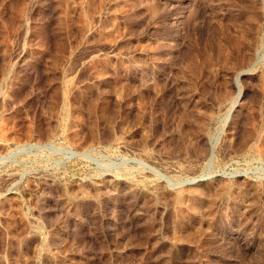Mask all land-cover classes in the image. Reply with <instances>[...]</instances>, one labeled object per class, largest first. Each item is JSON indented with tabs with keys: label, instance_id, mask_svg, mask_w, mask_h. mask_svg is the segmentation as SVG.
Segmentation results:
<instances>
[{
	"label": "rangeland",
	"instance_id": "obj_1",
	"mask_svg": "<svg viewBox=\"0 0 264 264\" xmlns=\"http://www.w3.org/2000/svg\"><path fill=\"white\" fill-rule=\"evenodd\" d=\"M0 264H264V0H0Z\"/></svg>",
	"mask_w": 264,
	"mask_h": 264
},
{
	"label": "bare ground",
	"instance_id": "obj_2",
	"mask_svg": "<svg viewBox=\"0 0 264 264\" xmlns=\"http://www.w3.org/2000/svg\"><path fill=\"white\" fill-rule=\"evenodd\" d=\"M242 96V93L240 92V94H239V96H238V98L239 97H241ZM240 101V100H239ZM69 153L72 155V156H87V157H89V158H91V160L92 161H94L95 163H97V165L99 166V167H103V162H101V160L100 159H97V158H95L94 157V155H92L91 153H78V152H76V151H69ZM97 155H101V154H98L97 153ZM101 157L102 158H104V160H108L110 163H112L111 165H113V166H119V164H121V162L119 163V162H114V161H112L111 160V158H109L107 155H101ZM132 161V159L130 160V159H127L126 161H124V163L125 162H131ZM133 162V161H132ZM134 162H136V163H138L139 165H141V166H143V167H145L146 169H148V170H151L153 173H155V174H159L162 178H164L167 182H171L170 180H169V178L165 175V174H163L159 169H157L156 167H154V166H152L151 164H149V162H145L144 160H142V159H136V160H134ZM144 168V169H145ZM169 184V183H168Z\"/></svg>",
	"mask_w": 264,
	"mask_h": 264
}]
</instances>
